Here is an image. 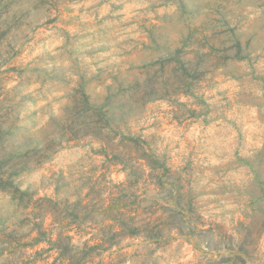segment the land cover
Returning a JSON list of instances; mask_svg holds the SVG:
<instances>
[{"label":"rangeland","instance_id":"1","mask_svg":"<svg viewBox=\"0 0 264 264\" xmlns=\"http://www.w3.org/2000/svg\"><path fill=\"white\" fill-rule=\"evenodd\" d=\"M0 161V264H264V0H0Z\"/></svg>","mask_w":264,"mask_h":264},{"label":"trees","instance_id":"2","mask_svg":"<svg viewBox=\"0 0 264 264\" xmlns=\"http://www.w3.org/2000/svg\"><path fill=\"white\" fill-rule=\"evenodd\" d=\"M239 54L240 53L237 54L238 58H242L239 56ZM8 165L0 161V185H3V182H6L4 180L5 178H6V180H9V177L12 176V175H8L7 171H4V169ZM10 168L12 169L13 167L11 166L8 169L10 170ZM261 169H263V168H260L259 171L256 173V179L260 180L261 182H259V183L263 184L264 180L261 179V172H260ZM15 174L17 175V171L15 172ZM13 176H15V175H13ZM262 192H263L262 195L260 197H258L257 201H264V191H262ZM251 212H252V214H251L252 219H254V220L255 219H262V221L264 222V209H263V206L261 204H258L256 206V208H254ZM130 226H132V225H129L124 221L123 223L120 224L119 228L121 229V231H125V229L131 228ZM130 230H133V229H130ZM230 250H231L233 257H234V259L228 260V263H230V264H233V261H235V259H237V257L239 258L238 260H240L242 263H244V262H246L245 257H248L250 254V251L247 249L242 250V251H235L234 249H230ZM78 262H80L81 264H87L84 257L79 258Z\"/></svg>","mask_w":264,"mask_h":264}]
</instances>
